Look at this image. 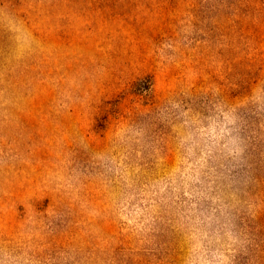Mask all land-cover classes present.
Instances as JSON below:
<instances>
[{
  "label": "rangeland",
  "instance_id": "374dc122",
  "mask_svg": "<svg viewBox=\"0 0 264 264\" xmlns=\"http://www.w3.org/2000/svg\"><path fill=\"white\" fill-rule=\"evenodd\" d=\"M0 264H264V0H0Z\"/></svg>",
  "mask_w": 264,
  "mask_h": 264
}]
</instances>
